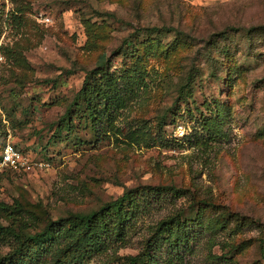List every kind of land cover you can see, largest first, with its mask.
I'll return each instance as SVG.
<instances>
[{
    "label": "rangeland",
    "instance_id": "374dc122",
    "mask_svg": "<svg viewBox=\"0 0 264 264\" xmlns=\"http://www.w3.org/2000/svg\"><path fill=\"white\" fill-rule=\"evenodd\" d=\"M104 64L138 70L137 97L116 120L145 126L137 143L95 142L83 104L71 106L85 72ZM6 141L22 163H0L10 207L0 226L35 233L126 189L169 184L187 196L153 203L87 264L137 254L178 208L201 212L178 264H264V0H0V153Z\"/></svg>",
    "mask_w": 264,
    "mask_h": 264
},
{
    "label": "trees",
    "instance_id": "16d2710c",
    "mask_svg": "<svg viewBox=\"0 0 264 264\" xmlns=\"http://www.w3.org/2000/svg\"><path fill=\"white\" fill-rule=\"evenodd\" d=\"M135 71L138 70L128 67L116 75L104 64L85 72L71 106L83 104L85 122L93 132L95 142L123 139L137 143L144 136L145 126L124 129L116 122L119 112L137 97L141 78ZM70 109L67 108L61 117V120L66 119L68 129L73 127ZM186 196L187 190L169 184L137 186L126 189L97 210L70 213L49 221L35 233L0 226V238H10L9 250L0 255V264H87L94 255L112 249L114 244L122 245L133 222L148 213L153 203ZM194 200L191 203L197 201ZM6 208L10 207L0 203L1 210ZM200 215L198 210L196 216L187 218L183 217L180 208L175 209L150 227L142 250L123 257L120 264H161L160 252L167 256L163 259L164 264L180 263L193 252V244L200 237L197 230L201 225ZM220 224L217 219L208 220V227L213 230Z\"/></svg>",
    "mask_w": 264,
    "mask_h": 264
},
{
    "label": "built area",
    "instance_id": "2783aa9c",
    "mask_svg": "<svg viewBox=\"0 0 264 264\" xmlns=\"http://www.w3.org/2000/svg\"><path fill=\"white\" fill-rule=\"evenodd\" d=\"M0 163L13 167L22 163V157L13 143L6 141L3 144L0 153Z\"/></svg>",
    "mask_w": 264,
    "mask_h": 264
}]
</instances>
